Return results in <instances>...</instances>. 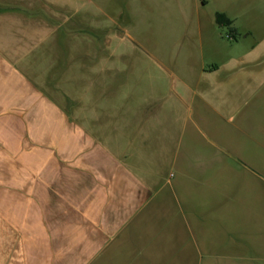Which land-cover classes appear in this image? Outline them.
<instances>
[{
  "label": "crops",
  "instance_id": "obj_1",
  "mask_svg": "<svg viewBox=\"0 0 264 264\" xmlns=\"http://www.w3.org/2000/svg\"><path fill=\"white\" fill-rule=\"evenodd\" d=\"M233 4L0 0V264L201 263L226 196L262 204L264 39L237 53ZM61 210L81 262L28 249Z\"/></svg>",
  "mask_w": 264,
  "mask_h": 264
},
{
  "label": "rangeland",
  "instance_id": "obj_2",
  "mask_svg": "<svg viewBox=\"0 0 264 264\" xmlns=\"http://www.w3.org/2000/svg\"><path fill=\"white\" fill-rule=\"evenodd\" d=\"M233 5L230 14L235 18V24L238 27V30L234 33L233 42L236 43L237 53H239L243 49L254 47L257 42L264 39V0H234ZM210 6L212 8L216 7V5L212 6L211 4ZM119 22V24L124 25L127 20H120ZM105 32L109 34L116 32L120 36L122 30L120 26L108 23ZM126 44L129 47L125 46L122 41H110L108 49L117 52L139 51L141 48L136 43ZM141 44L147 46L146 34L142 35ZM139 93L140 91L121 90L116 93L114 98L119 101L133 100L139 97ZM65 111L77 114L79 109L73 106L72 109L66 108ZM262 191L264 192L263 188ZM236 195L237 197L249 198L254 196V191L248 188H237ZM262 196H264V193H262ZM226 197H228V203L224 206H227L228 211L221 212L219 220L214 221L215 229L213 231H206L203 251L199 257L201 263L193 264H264V200L258 206L255 203L247 204L243 202L241 204L235 202V195L230 194ZM221 207L222 205H220ZM62 215L61 210L60 227L57 235L44 234V240L42 241L43 237H36L34 229H30L28 231V249L29 251L36 249L37 254H40L41 258L44 259H51V253L53 255L58 253V256L54 258L60 263H67L68 260L70 262L72 259L81 262L84 259L83 237L79 235L68 236L66 234L67 221L62 219ZM52 221L55 223L57 220H45L50 225ZM49 228L48 231H51L52 228ZM71 241H75L74 245L71 244ZM98 261L97 256L93 258L91 263L99 264Z\"/></svg>",
  "mask_w": 264,
  "mask_h": 264
},
{
  "label": "trees",
  "instance_id": "obj_3",
  "mask_svg": "<svg viewBox=\"0 0 264 264\" xmlns=\"http://www.w3.org/2000/svg\"><path fill=\"white\" fill-rule=\"evenodd\" d=\"M215 21L219 25L229 24L231 22L223 13H217L215 16Z\"/></svg>",
  "mask_w": 264,
  "mask_h": 264
}]
</instances>
